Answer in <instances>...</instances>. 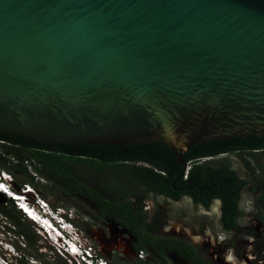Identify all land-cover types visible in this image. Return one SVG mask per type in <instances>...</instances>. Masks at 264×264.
<instances>
[{"label": "water", "instance_id": "water-1", "mask_svg": "<svg viewBox=\"0 0 264 264\" xmlns=\"http://www.w3.org/2000/svg\"><path fill=\"white\" fill-rule=\"evenodd\" d=\"M0 134L198 145L264 136V0H0ZM115 226V224H114Z\"/></svg>", "mask_w": 264, "mask_h": 264}, {"label": "trees", "instance_id": "trees-1", "mask_svg": "<svg viewBox=\"0 0 264 264\" xmlns=\"http://www.w3.org/2000/svg\"><path fill=\"white\" fill-rule=\"evenodd\" d=\"M256 151H264V136L250 135L198 145L184 157L188 170L181 176L184 166L179 163L175 153L161 143L103 147L50 143L0 134L1 169L15 179L18 175H24L25 184L33 186L46 200L49 195L58 194L79 196L93 202L99 216L116 221L137 238V250L150 248L155 254L153 264H170L168 253H174L186 264L213 263L205 260L187 239L156 235L141 210H137L129 201L117 202L107 198L99 189L88 184L85 174L106 177L107 181L102 185L109 191H120L127 184H136L147 194L164 196L174 202L187 195L196 204L206 207L214 199H220L223 201L224 228L232 230L236 227L234 219L238 216L236 204L240 188L247 181L238 180L227 162H224L226 166L218 169L204 160L226 154L247 155L254 160ZM244 161L248 171L254 173L249 160ZM26 163L36 172L35 177L28 173ZM38 175L48 184L35 182ZM0 199V216L9 225L10 232L22 239L26 250L38 252V235L31 222L12 201H5L1 196ZM259 219L264 221V209ZM19 264L27 263L21 260ZM135 264L145 263L135 261Z\"/></svg>", "mask_w": 264, "mask_h": 264}, {"label": "rangeland", "instance_id": "rangeland-1", "mask_svg": "<svg viewBox=\"0 0 264 264\" xmlns=\"http://www.w3.org/2000/svg\"><path fill=\"white\" fill-rule=\"evenodd\" d=\"M227 158L229 161L234 162L235 169L240 168V170H243L241 167H243L244 160H249L247 155L241 156V159L237 155H228L220 157L219 159L223 160ZM242 159L243 162L241 161ZM248 162H250V165L254 168V161L249 160ZM260 163L264 166V161H260ZM26 165L28 166V173L35 177L36 172L31 169L27 163ZM85 178L88 180L90 186L99 189L107 198L117 202L129 201L137 210H141L147 218V223L151 225V230L156 235L160 236L164 234L171 237L187 239L197 248L200 255L205 260L211 261L213 264H262V262H264V256L254 260V244L260 249L263 247L262 250H264V223L259 219V212H247L243 219L245 222L244 227L247 229L242 228L241 233L250 236L248 242H245L238 237L239 233H236L232 237L231 235L234 233L228 235L221 231L219 209L216 204L206 212L204 209L197 210L193 208L189 200L182 199L179 203H173L160 196L147 194L142 187H138L136 184H127L125 186L126 190L109 191L102 185L107 181L106 177L88 173L85 174ZM37 181L41 184H48V182L41 179L39 175L35 178V182ZM16 182L19 185H24L26 182L25 176H16ZM48 201L54 208L61 206L67 210L71 209L78 213L80 218L74 223L90 241H93V229L91 231V227L96 228V226H100L105 234H116L113 238V244L116 246L119 245L118 247L123 246L126 254L129 251L133 252L136 250L134 246L137 245L138 240L135 236L128 230L120 229L117 225L111 226L110 223L112 221L99 216L97 208L90 201L79 196L70 197L58 194L49 195ZM1 202L0 199V203ZM247 202L250 204L251 200ZM112 228H115V230ZM0 240L3 241L4 244L19 251L20 257L17 258L16 261L18 264L21 258L24 263L27 264H71L70 261H66L63 257L55 256L51 248H49L47 243H45L39 235L36 247L38 252L26 250L25 245L22 243V239L10 232L9 225L6 224L2 216H0ZM122 242H125L126 246L122 244ZM146 250L149 256L148 261L154 262L155 254L150 248ZM263 253L264 251H262V254L260 252L259 256L260 254L263 255ZM0 255L5 257L3 248H1ZM105 256L106 259L114 264H135V261L136 263L138 262L133 259V254L131 257L125 255L120 256L117 253H109L105 254ZM167 259L170 264H186V262L174 253H168ZM139 260L141 259L139 258Z\"/></svg>", "mask_w": 264, "mask_h": 264}, {"label": "clouds", "instance_id": "clouds-1", "mask_svg": "<svg viewBox=\"0 0 264 264\" xmlns=\"http://www.w3.org/2000/svg\"><path fill=\"white\" fill-rule=\"evenodd\" d=\"M211 159H205L204 161ZM0 196L5 201H12L15 207L25 215L33 225L34 231L47 243L55 256H61L66 261H70L71 264H112L113 262H110L105 256V254L109 253H117L120 256L125 255L127 257H131L133 254V259L142 261L145 264H153V262L148 261L149 256L146 250L136 249L126 254L123 246L118 247L119 245L113 244V238L116 234L110 233L107 235L100 226L91 227V231L93 229V241H90L74 223L80 218L78 213L61 206L54 208L48 200L39 195L33 186L30 184H17L16 179L1 168ZM106 219L108 220V218ZM110 220L112 221L110 223L111 226L115 224L120 229L128 230L116 223V221ZM112 229L115 230V228ZM122 244L126 246L125 242H122ZM0 247L5 252V257L0 255V264H18L16 261L20 257L19 251L4 244L1 240ZM140 252H143L144 255L140 256Z\"/></svg>", "mask_w": 264, "mask_h": 264}, {"label": "flooded vegetation", "instance_id": "flooded-vegetation-1", "mask_svg": "<svg viewBox=\"0 0 264 264\" xmlns=\"http://www.w3.org/2000/svg\"><path fill=\"white\" fill-rule=\"evenodd\" d=\"M254 153H256V155H257V156H254V160L252 158L248 157L249 160L254 161V168L250 165L251 169H254V173L248 171V169L245 166V161L243 162V159L241 160L243 162V167H241V169H243V170H240V168L235 169L234 162L229 161L228 158L223 159V160L219 159L220 157H225L228 155H237V154L221 155V156L214 158L212 160H208V163H213V165L215 166L214 168H218V169H221L224 166H226V164L224 162L229 163L230 170L235 173L234 175L238 178V180H240V181L246 180L247 181V183L242 188H240V193H239L240 196H239V199L237 200V204H236V209L238 211V216H236L234 219L235 223H236V227H235L236 229L234 228L232 230H226L224 228V225L222 222L223 201L220 199H217V198L214 199L212 201V203L210 204V206L206 207L202 204H196L194 202V200L187 195L182 196V198L176 202H174L171 199L165 198L164 196H161V197L163 199H165L169 202L171 201L173 203H179L182 199L183 200H189V202L191 203L193 208H195L197 210L198 209H204V210H206V212H208L211 209V207L216 204V206L219 209V223H220L221 231L223 233L228 234V235L231 233H234L231 235L232 237L236 233H239L238 234L239 236L238 235L237 236L239 238L243 239V241L248 242L250 236H248L244 233H241L242 228L247 229L244 227L245 222L243 221V219L246 216L247 212H259L260 213L259 215L262 216V211L264 209V166L260 163V161L261 162L264 161V151L260 152V153H259V151H256ZM237 156L239 158L241 157L239 155H237ZM187 187H189V186H187ZM249 200H251V202H250V204L252 203L251 205L247 202ZM91 203H93V202H91ZM262 222L264 223V221H262ZM250 235H251V233H250ZM160 236H168V235L163 234ZM262 249H263V247L260 249L259 247H256V245L254 244V256H255L254 260L258 257L264 256V253H263V255H261L262 251H264ZM260 252H261V254L259 256ZM262 264H264V262H262Z\"/></svg>", "mask_w": 264, "mask_h": 264}, {"label": "built area", "instance_id": "built-area-1", "mask_svg": "<svg viewBox=\"0 0 264 264\" xmlns=\"http://www.w3.org/2000/svg\"><path fill=\"white\" fill-rule=\"evenodd\" d=\"M141 255H142V256L144 255L143 252H140V256H141Z\"/></svg>", "mask_w": 264, "mask_h": 264}]
</instances>
